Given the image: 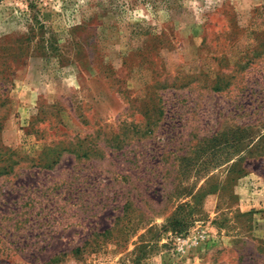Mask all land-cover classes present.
I'll use <instances>...</instances> for the list:
<instances>
[{
    "label": "rangeland",
    "instance_id": "obj_1",
    "mask_svg": "<svg viewBox=\"0 0 264 264\" xmlns=\"http://www.w3.org/2000/svg\"><path fill=\"white\" fill-rule=\"evenodd\" d=\"M0 264H264V0H0Z\"/></svg>",
    "mask_w": 264,
    "mask_h": 264
},
{
    "label": "trees",
    "instance_id": "obj_2",
    "mask_svg": "<svg viewBox=\"0 0 264 264\" xmlns=\"http://www.w3.org/2000/svg\"><path fill=\"white\" fill-rule=\"evenodd\" d=\"M183 206L179 207V210H181ZM179 210L176 211L175 216L170 220L169 225L176 229L177 232H182L186 230V228L189 226L188 222L186 220V214H182ZM179 227V228H175Z\"/></svg>",
    "mask_w": 264,
    "mask_h": 264
}]
</instances>
